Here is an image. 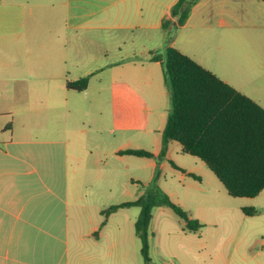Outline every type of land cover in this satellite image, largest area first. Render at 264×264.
Segmentation results:
<instances>
[{
	"label": "crops",
	"instance_id": "obj_1",
	"mask_svg": "<svg viewBox=\"0 0 264 264\" xmlns=\"http://www.w3.org/2000/svg\"><path fill=\"white\" fill-rule=\"evenodd\" d=\"M178 1L0 0V264H73L74 236L80 263L89 264L87 241L91 259L124 264L125 221L115 231L110 224L134 208L103 228L101 211L126 182L136 199L139 183L157 179L199 221L216 206L222 183L178 142L160 164L119 154L162 150L171 96L152 57L168 47L264 107L253 89L264 86V0H200L179 28L171 17ZM126 37L141 41L142 56H122ZM82 78L84 91L67 87ZM88 211L97 219L87 222ZM107 230L111 252L100 247Z\"/></svg>",
	"mask_w": 264,
	"mask_h": 264
},
{
	"label": "trees",
	"instance_id": "obj_2",
	"mask_svg": "<svg viewBox=\"0 0 264 264\" xmlns=\"http://www.w3.org/2000/svg\"><path fill=\"white\" fill-rule=\"evenodd\" d=\"M199 1L179 0L173 6L171 17L177 20L178 28L186 24ZM170 24L171 20L165 19L163 28L168 29ZM152 60L162 62L171 96L162 150L157 157L140 149L124 150L119 154L156 158L160 164L166 158L168 145L178 142L184 154L200 159L208 167L229 196L258 197L264 191V107L174 47H168L164 56L156 55ZM88 83V78H82L68 82L67 87L84 91ZM171 164L178 168L173 162ZM159 174L158 168L156 176ZM139 184L144 192L138 198L101 211V228L118 210L138 208L135 233L142 243L145 264H151L150 225L155 208L171 209L185 221L188 232H197L203 226L157 185V179L147 185ZM242 211L249 217L259 213L254 208Z\"/></svg>",
	"mask_w": 264,
	"mask_h": 264
},
{
	"label": "rangeland",
	"instance_id": "obj_3",
	"mask_svg": "<svg viewBox=\"0 0 264 264\" xmlns=\"http://www.w3.org/2000/svg\"><path fill=\"white\" fill-rule=\"evenodd\" d=\"M142 47L138 38L126 37L122 56H142L141 54L144 52ZM109 55L111 60L120 59L121 57V54L117 53L110 52ZM253 89L259 93L264 103V86L253 85ZM187 156L193 159V156ZM194 159L202 163L198 158L194 157ZM165 178L169 180L166 172ZM157 185L160 186L158 183ZM163 186H166V184L163 183ZM139 187L140 191L144 192L143 187L141 185ZM135 193V188L129 182H126L123 191L114 193V195L110 194L103 199V204L105 208H108L114 204L133 200L137 196ZM134 195L135 197H133ZM182 198L187 204L188 198ZM188 208L194 215L199 214L195 207L190 206ZM243 208H254L259 213L256 216L249 217L243 213ZM184 210L186 209L184 208ZM138 211V208L121 211L110 224V231H115L117 226L125 221L124 264H145L141 254V240L135 234L134 228L130 227L129 229L128 227L131 216L137 214ZM153 215L154 220L150 239L151 264H264V191L255 198H233L221 186V195L216 206L206 208L200 214L202 219L197 221L203 227L197 232L186 231L185 221L169 208H155ZM89 217L91 221L94 218L97 219V215L90 213V211L84 215L87 222ZM84 218L83 223H85ZM87 227V224H83L82 230L86 231ZM105 233L104 241L100 247L111 252V249H109L111 243L108 241L111 235L107 234L108 230ZM72 242H74L72 247L74 250L73 264H85L84 261L80 263L77 258L78 241L76 236H74ZM89 246L90 244L87 241L82 246V252L83 247L87 249L83 254L89 256V264H102L103 262L98 260L97 257L91 259ZM96 248L100 250L98 246ZM107 264L119 263L110 258Z\"/></svg>",
	"mask_w": 264,
	"mask_h": 264
}]
</instances>
